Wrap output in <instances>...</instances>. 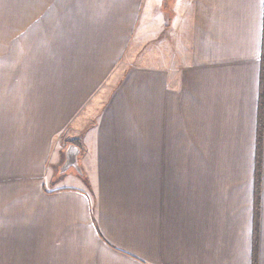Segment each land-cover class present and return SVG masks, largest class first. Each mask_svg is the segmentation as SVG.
Here are the masks:
<instances>
[{
    "label": "crops",
    "instance_id": "0c3cea01",
    "mask_svg": "<svg viewBox=\"0 0 264 264\" xmlns=\"http://www.w3.org/2000/svg\"><path fill=\"white\" fill-rule=\"evenodd\" d=\"M170 9L0 0V264H264V0Z\"/></svg>",
    "mask_w": 264,
    "mask_h": 264
},
{
    "label": "rangeland",
    "instance_id": "374dc122",
    "mask_svg": "<svg viewBox=\"0 0 264 264\" xmlns=\"http://www.w3.org/2000/svg\"><path fill=\"white\" fill-rule=\"evenodd\" d=\"M172 4H173V0H166V7H168L169 9L171 8ZM149 50H150V52L148 54V57H145L147 59V62L146 63H143V62L136 63V64H133V66H138L139 67V66H145L146 65V66H149L150 68L157 67L156 56H155V54L157 53V49L155 47V44L152 45L151 48L148 49V51ZM120 78L121 77L117 78L116 84L112 85V87H114V89H112V91L115 90L116 87L118 88L120 85L122 86V82H120L118 84V82L122 79V78L121 79ZM198 128H199L200 132L198 131L197 133L195 132L194 134H192L194 142H193V145H192V142H191V148H189L190 144L186 143V144H182V150H185V149L186 150H188V149H192L193 150V149H195L197 151L209 152V154H210L209 156H211V157L219 156L221 154V151H219V150H220V146H222V144H220L219 142L218 143H216V142H212V143L211 142H205V139L208 138V136L206 137V134H204L205 133V129L203 127H198ZM149 134L150 135L153 134V136L156 135L155 127L150 126ZM181 134L187 135L188 134V128L186 127L184 131L182 130ZM65 136H62V138L60 139V142H59L61 144V148H62L61 149V151H62V160H61L62 166H60V170H63V169L66 168V166H67V155H68V154H66V151L67 150L69 151V149H71V145H73V143H71V140H70L71 138L70 137H65ZM83 146H84V144H83ZM262 146H263V144L260 147L257 146V155H259V156L261 154ZM80 149H81V151H80ZM82 149H84V148H79L80 152L78 151L80 156H79V154L77 155V157H78L77 158L78 165H76L77 167L75 165H74L75 167H72L73 165L68 166L67 167L68 168V172L70 171L71 168H72V170H75L76 173L81 171V168H80L81 158L80 157H81V155H83V152H82L83 150ZM68 151H67V153H68ZM260 159H261V156H260ZM198 161H200V160L198 159ZM209 161L212 162V165L215 166V165H220L221 159L212 158ZM74 168H76V169H74ZM60 174H61L60 172H58L56 174V176H55L56 180H57V178L59 177ZM258 181H260V182H258V184L260 185V183H261L260 176H259ZM255 261L256 260H255V256H254V264H256Z\"/></svg>",
    "mask_w": 264,
    "mask_h": 264
},
{
    "label": "trees",
    "instance_id": "16d2710c",
    "mask_svg": "<svg viewBox=\"0 0 264 264\" xmlns=\"http://www.w3.org/2000/svg\"><path fill=\"white\" fill-rule=\"evenodd\" d=\"M263 97V96H262ZM263 99V98H262ZM263 103V102H262ZM262 130H263V126H262V120L260 119V125H259V136H258V147L261 146V140H262ZM73 144L77 145L79 148H83V141L81 138H76L72 141ZM260 170H261V159L260 156L257 155L256 158V182L258 184V179H259V174H260ZM257 208V206H256Z\"/></svg>",
    "mask_w": 264,
    "mask_h": 264
},
{
    "label": "water",
    "instance_id": "95a60500",
    "mask_svg": "<svg viewBox=\"0 0 264 264\" xmlns=\"http://www.w3.org/2000/svg\"><path fill=\"white\" fill-rule=\"evenodd\" d=\"M78 151H79V147L75 144L71 145V149H69L68 151V155H67V166H70V165H78V161H77V155H78Z\"/></svg>",
    "mask_w": 264,
    "mask_h": 264
}]
</instances>
